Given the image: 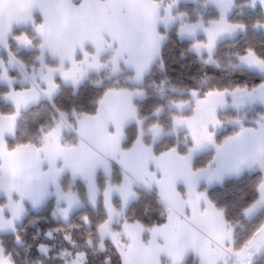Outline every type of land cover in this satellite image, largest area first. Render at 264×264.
Listing matches in <instances>:
<instances>
[{
    "label": "rangeland",
    "instance_id": "1",
    "mask_svg": "<svg viewBox=\"0 0 264 264\" xmlns=\"http://www.w3.org/2000/svg\"><path fill=\"white\" fill-rule=\"evenodd\" d=\"M154 1L160 8V17L164 16L165 19L170 20L169 25L165 22V30L163 28L159 30L163 43L166 35L175 28L179 39L191 42L189 52L206 64L212 63V57L221 43L232 41L245 34L243 26L229 23L236 1L206 0L207 5H201V10L195 11L190 17L179 13V6L196 7L197 0ZM250 1L254 7L261 8L264 12V0ZM206 7L217 12L218 19L206 20L205 17L209 14L205 10ZM191 18L193 20H188ZM30 29L35 33V27ZM256 29L264 32V24ZM107 66L109 68L110 64ZM236 66L259 75L263 83L251 90L238 89L232 92L212 93L201 99L189 101H166L148 118V121L138 116L136 103L146 97L139 88L144 85V78L153 68L139 81L132 79L131 74L127 88L116 93L123 94L131 100L129 110L132 118L128 127L134 125L137 129L138 135L133 142L135 149L137 146L138 150L139 145L141 149L146 150L162 168H166L165 172L170 167H174L176 168L174 174H180L178 165L182 163L188 166L192 173H199L201 171L195 172L190 166L194 157L214 151L212 161L204 169L208 170L215 153L226 146L234 148L238 140L236 138L242 131L243 135L250 133L264 142V116H262L255 127L239 131L236 136L227 139L216 148L215 138L220 134L223 126V122L219 119L220 115L229 110L239 113L254 106H261L264 109V60L251 52L239 57ZM122 72H115L112 77ZM158 102L160 103V100ZM229 119L225 117V122L230 123L224 124L230 128L236 127L234 121L231 122ZM168 120L171 124L169 131L164 124L169 123ZM17 121L18 118L15 116L0 119L2 134L13 137ZM81 124L82 120L77 125V129ZM76 131L60 118V125L49 133V135L52 133L51 141L45 139L39 146L17 148L2 160L0 236L14 233L30 214L42 213L47 206L52 209V219L63 223H67L79 210L101 208L107 216V221L99 229L101 240L109 239L112 242L121 255L123 264H185L190 257L195 264H259V262L264 264V226L247 245L235 247L234 227H230L223 219L222 213L209 204L206 195L207 190L227 179L238 178L246 172L261 171L263 181L260 186V197L247 211L245 219L250 221L256 217L264 209V148L259 149L255 157L242 156L235 160L231 177L212 187L200 189L195 197L188 198L180 186L173 196L164 197L149 180H135L119 166V162L110 160L106 154L94 150L82 140L76 141ZM55 133L60 134L63 144L59 135L52 140ZM181 133H185L184 145L190 146L186 157L179 155L175 149L155 156L143 140L144 137L149 138L153 146L164 138L176 137ZM122 151L123 148L120 153ZM237 171L238 173L233 175ZM150 173L156 176L154 170ZM158 181L160 184L162 178L158 177ZM137 190L159 202L165 215L164 225L147 229L139 222L133 224L124 222L129 206L138 199ZM145 232L149 236L147 243L143 241ZM59 257L63 259V264H83L85 261L83 255L73 254L67 250L61 251ZM0 264H11L3 255L1 248Z\"/></svg>",
    "mask_w": 264,
    "mask_h": 264
},
{
    "label": "trees",
    "instance_id": "2",
    "mask_svg": "<svg viewBox=\"0 0 264 264\" xmlns=\"http://www.w3.org/2000/svg\"><path fill=\"white\" fill-rule=\"evenodd\" d=\"M72 2L78 5L81 0H72ZM205 4L207 5L206 0H197L196 7L180 5L178 11L190 17ZM234 6L235 10L229 18V23L243 26L245 34L232 41L221 43L210 64L202 62L198 56L189 52L191 42L179 39L175 28L166 35L158 63L144 78V85L139 88L146 96L143 101L136 103L139 117L148 121V118L166 101H189L201 99L212 93L232 92L238 89L251 90L263 83L259 75L240 69L236 65L239 57L251 52L264 60V32L256 29L264 24V12L261 8L254 7L250 0H236ZM205 10L209 13L205 17L206 20L218 19L217 12L209 7ZM39 24L40 19L36 16L35 27ZM22 33H25L34 45H38L32 29L15 31L13 36ZM10 53L22 65L38 66L35 62L37 53H18L12 43ZM2 59L7 63L6 56L3 55ZM47 59L45 61L48 67L60 66L59 63ZM102 61L108 65L109 57H104ZM112 76L111 69L108 68L98 75H90L76 89L59 85V93L56 97L43 100L22 113H16L4 102L3 97L9 89L0 86V119L11 116L18 118L13 137H4L6 154L24 146L42 145L49 133L60 125V118L76 131L81 120L96 115L106 93H118L127 88L128 79L131 78L130 73L123 71L116 77ZM19 89L18 86L14 88V90ZM262 116L264 109L261 106L248 107L239 113L229 110L220 115L219 119L223 122V126L220 134L215 138L216 148L227 139L236 136L239 131L255 127ZM225 117L230 118L231 122L234 121L236 127L230 128L224 124L230 123L225 122ZM164 124L168 131L171 130L170 121ZM184 134L164 138L153 146L149 138L144 137L143 140L155 156L175 149L179 155L186 157L190 146L184 145L183 142L186 140ZM137 135L134 125L125 130L126 140L122 146L123 151H128L132 147ZM213 155L214 151H210L194 157L190 162L191 169L195 172L206 169ZM1 162L2 160H0V176ZM262 181L261 171L246 172L238 178L227 179L206 191L209 204L222 213L223 219L230 227H234L235 247L247 245L264 226V209L252 220L245 219L247 211L260 197ZM140 192L137 190L138 199L129 206L124 222L129 224L139 222L147 229L164 225L165 215L159 202ZM51 213L52 209L47 206L42 213L30 214L14 233L0 236V248L11 264H63L64 261L59 257V253L64 250L83 255L85 259L83 264H123L121 255L112 242L109 239L101 240L99 229L107 221V216L101 208L79 210L67 223L53 220ZM148 239V233L145 232L143 241L147 243ZM185 264L195 263L190 257Z\"/></svg>",
    "mask_w": 264,
    "mask_h": 264
},
{
    "label": "crops",
    "instance_id": "3",
    "mask_svg": "<svg viewBox=\"0 0 264 264\" xmlns=\"http://www.w3.org/2000/svg\"><path fill=\"white\" fill-rule=\"evenodd\" d=\"M36 16L40 19L37 27ZM160 16L154 0H81L78 5L72 0H0V86L9 89L4 102L16 113L25 112L44 99L56 97L59 85L76 89L90 75L106 71L108 66L102 61L106 56L112 75L124 70L139 81L160 57L163 39L159 30H165V22L170 24L169 19ZM34 27L38 45L25 33L13 36L15 31ZM11 43L18 53H37L38 66H25L16 60L10 53ZM46 58L60 66L48 67ZM17 86L20 89L14 90ZM130 103L123 94L106 93L96 115L78 127L75 140L119 162L135 180H149L164 197L173 196L179 186L188 198L195 197L200 189L231 177L235 160L255 157L264 148L260 138L250 133L243 135L242 131L234 148L226 146L215 151L208 170L192 173L188 166L177 162L180 174H174V167L165 172L166 168L146 150L139 145L135 149V143L130 151L120 153L125 130L131 123ZM51 134L47 141H51ZM54 135L52 140L60 136ZM4 137L0 130V160L7 157ZM152 170L156 176L150 175ZM158 177L162 178L160 184Z\"/></svg>",
    "mask_w": 264,
    "mask_h": 264
}]
</instances>
